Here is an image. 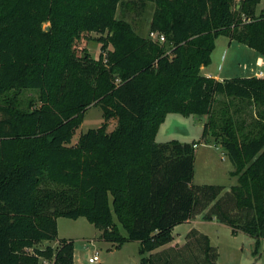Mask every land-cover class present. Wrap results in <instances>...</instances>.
<instances>
[{
    "label": "trees",
    "instance_id": "1",
    "mask_svg": "<svg viewBox=\"0 0 264 264\" xmlns=\"http://www.w3.org/2000/svg\"><path fill=\"white\" fill-rule=\"evenodd\" d=\"M125 1L146 5L0 0V264H74V240L58 237L60 217H86L116 247L138 241L141 264H217V247L197 228L183 245L153 253L200 214L254 238V254L262 245L264 77L201 74L220 35L264 56L261 0H244L238 10L235 0H156L150 31L163 42L116 19ZM93 32L107 34L100 38L104 50L112 46L106 58L73 48L76 34L86 42ZM27 90L39 93L28 107ZM218 95L263 108L256 124L245 133L229 111L220 115ZM91 106L101 107L104 122L73 143ZM170 113L209 116L203 136L220 139L238 177L224 195L222 185L193 183L197 143L156 141ZM112 119L117 126L108 131ZM54 240L56 247L39 246Z\"/></svg>",
    "mask_w": 264,
    "mask_h": 264
},
{
    "label": "rangeland",
    "instance_id": "2",
    "mask_svg": "<svg viewBox=\"0 0 264 264\" xmlns=\"http://www.w3.org/2000/svg\"><path fill=\"white\" fill-rule=\"evenodd\" d=\"M145 2L146 5L141 7V3L129 5L125 1L119 6L116 19L130 24L139 35L154 38L150 26L157 8L156 0H146ZM258 7L261 11L257 15H260L264 11V0H261ZM43 26L45 30H49L51 23L47 21ZM78 36L76 34L73 38V48L80 52L85 46L94 59H99L100 56L106 58L107 51L112 49L111 45L106 50L103 49L100 38L107 36L106 33L93 32L86 36V42L82 41L81 36ZM244 57H246V53L240 52L232 66L235 69L242 67L241 65L247 61ZM248 57L250 59L253 56ZM236 70L231 73H235V75L244 73L243 71L236 72ZM8 95H12V93ZM38 98L39 93L37 91L27 90L22 93L23 103L26 107H28L30 100L36 102ZM217 99L215 108L220 111V115H223V111H229L237 124L244 122L243 132L245 133L256 124L259 119L258 114L263 109L251 105L248 101L241 103L240 99H232L225 95H218ZM5 100L6 96L0 93V105L4 104ZM208 121V115L186 117L178 113L171 114L160 127L156 141L165 142L170 139H179L197 143L194 146L196 159L193 183L222 185L225 187L224 195L227 190L238 183V177L231 174L234 166L227 152L221 146L220 139H217L211 133L203 136V127ZM103 122V111L100 106L88 108L83 123L73 137V143H76L83 133H86L89 129L100 127ZM116 126L117 120L112 119L108 123L107 130L112 131ZM199 216L200 218L194 224L182 223L175 229L174 245L163 246L153 251V253L168 247L183 245L186 242L187 233L194 226L207 234L210 237L211 244L217 247L219 252L217 264H264V239L258 253L254 254V238L240 230L238 234H233L232 228L228 224L216 219L204 220L202 214ZM115 222L120 231L127 235L126 230L119 224L116 216ZM100 235V230L90 223L86 217L78 219L61 217L58 219V237L59 239L74 240L77 247V264H141L140 243L138 241H129L121 247L114 248L115 245L112 242L104 241L100 238ZM47 242L51 246L58 245V240ZM39 246L46 247L45 243ZM150 254L151 252L145 253L144 256L148 257ZM95 255H98V260L91 263L89 259ZM39 262L40 264H53L54 261L40 258Z\"/></svg>",
    "mask_w": 264,
    "mask_h": 264
},
{
    "label": "crops",
    "instance_id": "3",
    "mask_svg": "<svg viewBox=\"0 0 264 264\" xmlns=\"http://www.w3.org/2000/svg\"><path fill=\"white\" fill-rule=\"evenodd\" d=\"M258 6H257V13H259L261 11ZM240 52L246 53V57H244V58L247 61L244 62L243 65L239 64L242 67H240L238 69L236 68L237 69L236 70L232 66V63L237 59V56ZM248 56H253V57H251L249 59ZM263 67H264V56L261 55L258 51L249 47L246 44H243V43H240L236 40H233L226 35H220L216 39L215 49L213 50V52L211 54V63L208 66H202L201 67V74L208 76V77H214V78H217L219 80H223L225 78H233V77H262L263 78L264 76L261 75V73H260L261 71L264 72ZM235 70H236V72L243 71L244 73H241L242 75H235V73H231ZM171 114H174V113L168 114L167 118ZM167 118H166V120H167ZM157 136H158V134H157ZM157 136H156V139H157ZM181 142L192 143L193 141H181ZM199 218H200V216L198 215L195 218L189 219L185 223L194 224L196 221H198ZM177 227H179V225H177L173 228V237H174L173 241L167 245H174V241H175L174 231ZM193 228H195V227L193 226ZM193 228H191V229H193ZM100 234H101V231H100ZM44 243L46 246L49 245V242H47V241H43L39 245L44 244ZM53 247H56V246H53ZM114 248H116V246ZM76 250H77V247L75 245L74 264H77Z\"/></svg>",
    "mask_w": 264,
    "mask_h": 264
},
{
    "label": "built area",
    "instance_id": "4",
    "mask_svg": "<svg viewBox=\"0 0 264 264\" xmlns=\"http://www.w3.org/2000/svg\"><path fill=\"white\" fill-rule=\"evenodd\" d=\"M243 1H244V0H235L234 9L238 10V9L240 8V6H241V4H242ZM245 19H246V18H245ZM151 34H152L153 37H154L153 39L159 40V41H161V42H163V41L165 40V37H164L163 34H159V33H156V32H152ZM260 73H261V75L264 76V72L261 71ZM195 146H196V145H195ZM97 260H98V255H95L94 257H91V258L89 259V261H90L91 263H95Z\"/></svg>",
    "mask_w": 264,
    "mask_h": 264
}]
</instances>
